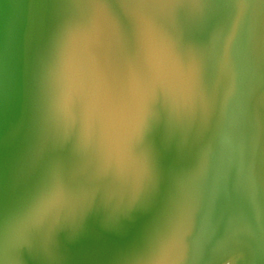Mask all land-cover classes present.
Returning a JSON list of instances; mask_svg holds the SVG:
<instances>
[{
    "label": "water",
    "instance_id": "95a60500",
    "mask_svg": "<svg viewBox=\"0 0 264 264\" xmlns=\"http://www.w3.org/2000/svg\"><path fill=\"white\" fill-rule=\"evenodd\" d=\"M230 5L231 0H0V264H27L19 254L44 243L40 239L53 231L55 211L72 210L65 205L70 193L62 191V184L75 188L72 199L81 202L80 193L102 181L111 192L106 203L118 194L116 203L103 211L105 204L92 199L90 212L118 235L108 240L100 234L103 245L82 250L76 264H181L176 254L190 236L189 229L180 231L188 213L174 208L171 197L185 192L191 201L201 191L191 189L198 178L195 162H204L200 156L177 160L172 148L185 121L189 144L200 146L189 126L196 122L194 111L205 90L188 86L178 72L200 73L208 15L218 14L215 20L221 23L222 9L230 16ZM235 13L222 16L223 35L214 42L220 45L214 52L218 72L214 67L211 75L217 108H222L221 84L229 71L220 64V52ZM191 38L197 41L190 43ZM151 71L161 83L158 95L148 91ZM157 102L163 104L160 109ZM211 128L202 131L214 137L217 128ZM117 149L120 155L112 160L109 153ZM164 162L165 172L158 167ZM184 163L188 166L179 168ZM198 170L212 179L217 173ZM121 172L125 184L142 183L126 197L109 180ZM143 192L158 207L174 210L160 209L140 224L136 212ZM10 197L15 201L11 216L5 212ZM48 209L54 212L45 216ZM97 245L95 257L91 251ZM68 246L77 256L76 242ZM243 261L235 258L233 264Z\"/></svg>",
    "mask_w": 264,
    "mask_h": 264
},
{
    "label": "bare ground",
    "instance_id": "6f19581e",
    "mask_svg": "<svg viewBox=\"0 0 264 264\" xmlns=\"http://www.w3.org/2000/svg\"><path fill=\"white\" fill-rule=\"evenodd\" d=\"M238 1L231 0L233 4L232 7L231 5L229 7L231 18L233 12H236L235 20L231 23L234 25L232 31L226 32L225 42L220 52V55L222 54L220 64H224L225 67L229 66L224 83H220L223 93L222 108L216 107L212 90L214 83L211 78L213 76L211 77V75L214 67L216 73L218 72L219 64H215L214 57L216 58V55L214 52L217 53L220 45L216 46L214 42L223 35V31H221L224 26L222 16L230 17L226 9L229 4H226V7L222 9L221 23L215 20L218 14L213 15L211 12L208 15L210 27L206 29V37L203 38L206 41L201 44V52L198 54L202 64L205 63L204 66L199 65L200 73L192 75L191 70L178 72L180 79L186 77L183 81H187L188 86H195L196 89L201 86L202 90H205L200 96L197 110L194 111L196 112L195 116L197 115L196 122L192 124V121L188 122V125L191 124L189 128L194 129L195 136L198 137L195 138V141L200 146H195L194 143L189 144V139L185 134V130L188 129L186 121L179 130H176L175 137L178 139H175L174 143L177 147L171 146L174 147L172 151L175 156H178L177 160L184 156L189 159L200 156L204 162L203 164L195 162L197 167L195 177L198 178L195 179V186L191 191L193 192L195 188H201V191L196 195L193 193V199L191 197L192 200L188 202L191 209L186 208L187 197L191 196L188 193L180 192L171 197L176 202L174 208L181 207L188 210L185 209L184 214L188 213V215L184 216L180 231H185V228L189 229L190 236H187L183 246L179 247L177 251L179 255L176 254V259L181 264H186L185 249H190L192 239L198 242L193 249L194 255L200 252L197 259L192 257V264H228V259L230 260L234 256L236 259H244L243 264H264V0ZM194 41L197 40L193 38L189 40L190 43ZM157 74V72L151 71L150 75L153 84L148 91H153L154 95L161 92L159 91L161 83H159ZM164 75L166 74L164 73ZM199 81L201 82L199 83ZM208 98L211 103H208ZM162 105L158 102L155 104L157 109H160L159 107ZM207 116H210L213 121V129L217 128L214 137L208 136L209 131H202L204 127L207 128ZM224 128L229 131L226 135L222 132ZM181 141L188 143L184 144ZM120 152L121 150L117 149L116 153H113L114 157L111 156L112 160L115 156L119 157ZM164 164L165 162L160 166L156 165L165 172L167 169ZM191 164L189 162V166ZM112 165L114 168L116 167L115 162ZM187 166L188 163H184L179 168ZM200 167L205 171L210 169L211 176L216 171L217 173L213 179L207 177V172L200 176L198 175ZM219 171L222 173L218 178ZM119 174L114 178L110 176L109 180L113 185L124 190L122 197H126L130 190L138 188L142 184L138 182L140 181L138 179L131 184H125V177L121 176L125 172ZM115 181L118 183L114 184ZM123 181L124 183H121ZM233 181L235 184L240 182L239 186H236ZM107 185L108 182L103 181L95 186L91 183L89 189L86 182L84 187H88L89 191L80 193V196L84 197L80 199L81 202L79 199H72L74 198L72 194L77 192L75 188L72 189L73 193L68 194L69 197L65 198L68 203L65 205L68 208L72 207V210L67 213L66 207H60L58 212L55 211L57 216L51 223L53 231L45 235L41 230L44 235L40 240L44 243L41 244L38 241L37 250L27 251L26 255L24 252L19 254L18 260L21 261L24 257L27 264H76L77 260L84 256L82 250L85 253L88 246L93 247L96 243L103 245L105 241L100 238V234L103 239L108 240L118 235L113 232V228H110L108 223L99 221L95 212L93 214L90 212L91 206L89 207V205L92 199H95L97 204H105L101 208L103 211L109 210L111 207L114 208L118 194L109 199L111 202L106 203L107 197L111 193L106 190ZM117 187L111 189L114 194ZM62 191L69 193L68 185L62 184ZM63 192H59V194ZM141 194L143 198L137 209L139 211L136 212L139 214L140 224L143 221L146 224L147 219L158 214L160 209L161 212L174 210L170 207H158L160 204L153 202V197L145 198L148 196L147 192ZM200 199L202 203L198 206ZM5 202V212L10 213L11 216V204H14L15 201L10 197ZM136 208L134 206L131 209ZM189 211L194 214L193 218L189 215ZM53 212L48 209L44 215ZM125 226L124 224L121 228L123 229ZM140 227L138 226L136 230L139 231ZM36 229H40L38 225ZM231 238L232 241H230ZM82 239L85 241L84 246L81 244ZM175 241L174 244H177L178 240ZM74 242H76L77 256L70 255V250H68V244ZM97 248H99L98 245L91 251L95 257L100 253ZM13 255L17 254L13 253ZM146 256L149 257L147 253Z\"/></svg>",
    "mask_w": 264,
    "mask_h": 264
},
{
    "label": "rangeland",
    "instance_id": "374dc122",
    "mask_svg": "<svg viewBox=\"0 0 264 264\" xmlns=\"http://www.w3.org/2000/svg\"><path fill=\"white\" fill-rule=\"evenodd\" d=\"M208 103H211V100H210V98H208ZM203 116H204V114H202ZM206 121H207V128H211L212 126H213V121H212V119H211V117L210 116H207L206 117ZM211 129H213V127L211 128ZM119 146V144H117V147ZM195 146H197V145H195ZM113 153H115L114 151L112 152H110V155L111 156H114V154ZM69 193L70 194H72L73 193V191L72 190H70L69 191ZM69 194V195H70ZM68 195V194H67ZM189 198L190 197H187V204H186V208H188V202H190L189 201ZM190 206V205H189ZM229 223H231V222H229ZM228 223V224H229ZM195 235H199V234H195ZM235 235V234H234ZM233 237V236H232ZM198 239H200V236H198ZM199 241V240H198ZM230 241H232V238L230 239ZM196 243H198L195 239L193 240L192 239V244L190 245V249H185V261H186V264H192V257L194 256V253H193V249H194V246H195V244ZM233 260L235 261V257H233V258H231L230 260L228 259V264H233ZM178 261V260H177ZM176 264H177V262H175Z\"/></svg>",
    "mask_w": 264,
    "mask_h": 264
}]
</instances>
